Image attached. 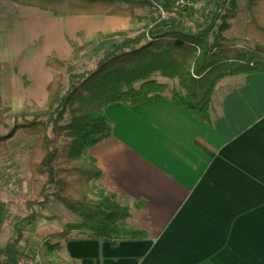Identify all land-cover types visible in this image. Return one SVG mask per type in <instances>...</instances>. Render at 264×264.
Here are the masks:
<instances>
[{"label": "crops", "instance_id": "1", "mask_svg": "<svg viewBox=\"0 0 264 264\" xmlns=\"http://www.w3.org/2000/svg\"><path fill=\"white\" fill-rule=\"evenodd\" d=\"M133 17L57 16L0 0L3 106L11 113L46 108L56 76L49 60L71 61L77 47L126 33ZM154 97L149 108L107 107L112 135L88 152L103 172L93 190L127 207L123 225L145 236L116 246L79 238L63 243L58 256L71 264H264V74L222 81L211 123L169 94ZM8 203L0 194V237ZM54 223L37 215L23 249L46 255V240L63 232Z\"/></svg>", "mask_w": 264, "mask_h": 264}, {"label": "trees", "instance_id": "2", "mask_svg": "<svg viewBox=\"0 0 264 264\" xmlns=\"http://www.w3.org/2000/svg\"><path fill=\"white\" fill-rule=\"evenodd\" d=\"M12 1L57 16L133 17L138 11L158 8L170 17L161 16L137 37L116 44L92 71L78 73L73 63L95 50L102 38L77 47L71 61L51 58L49 65L56 76L48 87L45 111L11 113L0 97V128H10L7 134L0 135V158L11 156L10 142L19 132L36 139L29 164L32 191L16 204L26 215H12L9 210L6 221L13 228V236L5 247H0V264H22L25 234L34 223L37 210L45 209L52 198L81 216L83 222L46 240L48 259L59 257L63 243L79 238L105 240L113 246L123 240L143 238L144 231L123 225L130 216L127 207L105 191L92 189V183L100 181L103 172L88 152L112 135L107 107L126 103L149 108L156 94H169L178 107L211 123V104L222 81L264 74V0H245L250 17L245 30L249 47L227 45V21L237 8L236 0H210L201 10L188 6L176 9L177 0ZM196 14L203 21L196 25V32H189L183 19H193ZM125 34L119 32L115 36ZM158 77L176 84L161 83ZM93 198L98 202H92ZM75 232L83 235L76 238Z\"/></svg>", "mask_w": 264, "mask_h": 264}, {"label": "rangeland", "instance_id": "3", "mask_svg": "<svg viewBox=\"0 0 264 264\" xmlns=\"http://www.w3.org/2000/svg\"><path fill=\"white\" fill-rule=\"evenodd\" d=\"M190 1H194L196 3L202 2L204 0ZM236 1L237 8L236 10L231 11V17L227 21L230 25V30L225 34L229 40L227 45L230 47H249L251 44L246 40L245 30L247 24L250 21V17L245 10V0ZM161 15L162 11L158 8L145 9L136 12L132 19L131 30L126 31L125 36L120 37L114 35L115 37L112 39H106L103 37V39L100 40L99 46L95 50L84 53L78 62L73 63L77 68V72L82 73L94 70L99 60L102 59L103 56H105L109 51H111L116 44L123 42L127 38L137 37L146 27L150 26L155 20L159 19ZM193 22H195V20H193ZM187 31L193 32V30L189 29H187ZM83 41L86 43L89 40H86L85 36H83ZM157 79L161 83H172L173 85L176 84V82L168 81L162 77H158ZM67 81L68 75H66V82ZM46 109L47 107L41 109L36 106L32 110H26L25 112L45 111ZM9 129L1 127L0 135L7 134ZM35 143V138L29 137L21 131L10 142L11 156L4 159L0 158V194L3 198L7 199L9 203L13 202L15 204L9 208L12 215H26V211L16 204L25 195L30 194L32 191L30 182L31 171L29 164ZM107 196L110 197L109 195ZM92 202L95 203L98 201L97 199L93 198ZM37 215L55 220L54 225L62 227L63 232H65L70 226H74L83 222V218L81 216L71 212L54 198L51 199V202L45 209H38ZM56 229L58 228H54L52 231H56ZM2 234L3 235L0 237L1 248L5 247L11 241L13 236V228L9 222L5 223ZM81 235H83V233ZM81 235H79L77 232L74 233L76 238L77 236L81 237ZM26 250H24L22 264H49L47 262V256L42 253L43 251H37V255L39 256H33L26 252ZM39 250L43 249L39 248ZM51 260L55 261L54 264H64L63 262H66L60 257Z\"/></svg>", "mask_w": 264, "mask_h": 264}, {"label": "built area", "instance_id": "4", "mask_svg": "<svg viewBox=\"0 0 264 264\" xmlns=\"http://www.w3.org/2000/svg\"><path fill=\"white\" fill-rule=\"evenodd\" d=\"M210 0H204L202 2H191L190 0H177L176 2V9L177 8H183L185 6H188L190 8H193L195 10H201L203 9L206 4H208ZM209 7V10L212 9V4L208 5ZM162 11V10H161ZM163 18H169L170 15H168L167 13L165 12H162V15H161ZM193 20H195V22H193ZM202 17L199 16V14H196V16L193 18V19H188V18H184L183 19V23L185 24V26L187 27V29L189 30H193V32H196V25L201 22L202 23ZM22 263H23V259H22Z\"/></svg>", "mask_w": 264, "mask_h": 264}]
</instances>
